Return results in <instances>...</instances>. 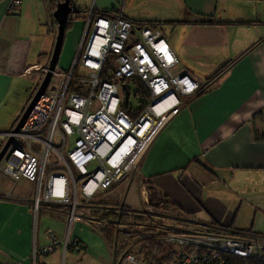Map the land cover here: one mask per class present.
I'll list each match as a JSON object with an SVG mask.
<instances>
[{
    "label": "crops",
    "instance_id": "1",
    "mask_svg": "<svg viewBox=\"0 0 264 264\" xmlns=\"http://www.w3.org/2000/svg\"><path fill=\"white\" fill-rule=\"evenodd\" d=\"M71 1L84 18L66 29L60 68L71 65L83 20L94 8L113 16L122 12L136 25L149 24L160 30L179 67L206 80L208 87L195 97H181L178 111L153 140L137 170L88 201L78 193L83 221L70 226L67 213L71 207L67 203L42 205L36 210L37 184L4 174L13 185L5 189L0 185V263L117 264L116 248L108 243L90 212L94 207L102 208L98 206L101 202L107 203L105 208L142 209L141 187L147 180L169 200L165 217L177 213L174 220L184 226L178 228L182 231L223 227L264 234V0ZM57 4L56 0H24L9 12V0H0L3 140L36 90L35 79L29 78L43 79L42 75L25 76L23 71L31 64H50L58 34L54 18ZM24 17L39 29V40L44 41L33 47L38 55L32 62L23 57L24 44L17 43L28 40L29 35L22 36L18 30ZM56 157L50 156L49 170L63 169ZM30 184L35 185V195L27 191ZM48 228L61 238L80 239L84 249L58 248L49 255L34 254L46 244Z\"/></svg>",
    "mask_w": 264,
    "mask_h": 264
},
{
    "label": "built area",
    "instance_id": "2",
    "mask_svg": "<svg viewBox=\"0 0 264 264\" xmlns=\"http://www.w3.org/2000/svg\"><path fill=\"white\" fill-rule=\"evenodd\" d=\"M23 1L9 0V12ZM95 13L91 8L83 20L69 68L62 69L57 64L45 95L24 125L18 132H13V128L4 133L6 140H13L0 162V172L11 179L24 178L37 184L33 202L36 210L58 202L70 204V226L84 218L82 203L77 200L79 191L88 201L137 170L153 140L178 111L181 97H195L208 87L206 80L179 67L176 54L160 30L147 24L138 26L122 12L114 16ZM78 66L89 77L76 76ZM49 67L31 64L22 74L44 78ZM134 77L139 78L151 96L138 119L122 107L123 80ZM73 81L78 90L70 91ZM52 153L58 156L63 169L49 170ZM95 162L96 167L90 170ZM141 197L145 209L126 211L163 217L169 214L150 204L146 184L141 187ZM118 210L125 209L121 206ZM45 240L46 244L34 254L49 255L58 248L79 252L85 247L80 239L61 238L53 228L46 230ZM165 243L184 249L177 264L264 263V234L223 227L204 232L176 229L167 231ZM117 264L150 263L126 252Z\"/></svg>",
    "mask_w": 264,
    "mask_h": 264
},
{
    "label": "trees",
    "instance_id": "3",
    "mask_svg": "<svg viewBox=\"0 0 264 264\" xmlns=\"http://www.w3.org/2000/svg\"><path fill=\"white\" fill-rule=\"evenodd\" d=\"M56 1L59 3L64 0ZM95 14L113 16L108 12H96ZM83 18L84 15L81 14V12H72L68 17L66 29H70L76 20ZM141 25L146 24H140L138 26ZM75 83L76 81H73L70 91L78 90L75 87ZM123 84H126L130 89L133 102L129 101L127 105L122 104V107L132 118L138 119L147 109L151 96L137 77L126 78L123 80ZM32 96L30 97V100ZM145 184L150 190V204L158 210L168 209L169 200L166 196H162L159 188L150 180H147ZM106 204V202L99 203L98 206H102V208L94 207L90 213L94 219L100 223V228L102 229L108 243L116 248L117 260L123 253H125L127 248H132V243H134V245L142 243V248L136 253L139 258L148 261L150 264H177L179 254L183 249L181 250L180 247L174 249L173 247L167 246L165 243L167 231H159L157 227L152 224L154 218L151 217L150 214L129 212L126 210L119 212L117 209L105 208ZM121 226H124V229L121 231L124 238L119 246L118 235ZM139 227H141V229H138ZM254 264L264 263L254 262Z\"/></svg>",
    "mask_w": 264,
    "mask_h": 264
},
{
    "label": "rangeland",
    "instance_id": "4",
    "mask_svg": "<svg viewBox=\"0 0 264 264\" xmlns=\"http://www.w3.org/2000/svg\"><path fill=\"white\" fill-rule=\"evenodd\" d=\"M55 29L57 30V27ZM18 30L20 31V34L22 36L29 35V36H27L28 40H25V41L18 40L17 43H18V45L19 44H22V43L24 44V51H23L24 56L23 57H25V60L27 62H32V61H34V59L38 55V54L37 55H34V52L32 51V49L35 46V44H37V45L44 44V41L39 40V38L41 36V34L39 33L40 31H39L38 28H36L35 26H33V24L30 22V20L28 18H26V17H24L22 19L21 23L18 26ZM45 31L47 32V27L45 28ZM71 33H72V36L75 37L76 34H77V28L75 27V29L72 30ZM53 35H55V34L50 33V36L51 37ZM167 42H168V40H167ZM74 56H75V51H74ZM74 56H73V58H74ZM73 58H72V60H73ZM60 60L62 62L64 61V59L62 58V55H61ZM75 75L76 76H80V77H89V74L83 68H81V66H78V69H77V72L75 73ZM29 79L30 80L35 79V87L36 86L39 87V84L42 82V79L40 77H38V76L37 77L29 78ZM37 87H36V89H37ZM34 92H36V91H34ZM29 102H27L26 107L28 106ZM130 102H133V97H131ZM57 140H58V138L56 139L55 144L57 143ZM5 142H6V140H3V138H1V136H0V145L1 144H4ZM63 153L66 154V151L63 150ZM55 158H57L56 155L55 154H52L51 155V159H55ZM57 162H60V161H57ZM96 165H97L96 162L93 163L90 166V170H94V168L96 167ZM0 185H2V188L5 189L6 187L13 185V182L7 176H5L4 174H2L0 172ZM79 188H80V184H79ZM27 191H32L34 193V195H35L36 194L35 185H33V184L28 185L27 186ZM140 207L142 209H145V207H146L145 204L143 203V201L141 199H140ZM176 214L173 215V216L171 215L170 218H166V217H163L161 215H159V216H151V217L154 218L153 219L154 221H153L152 224H154L155 227H157V229L159 231H168V230L175 231L178 228L184 227V226H182L180 224V222L174 220V216H176ZM123 229H124V226H121L119 228V230H120V233L118 235V244H119V246L121 245V242H122V240L124 238V235L121 232ZM138 229H141V227H139ZM194 229L195 228L189 227V230L190 231H195ZM263 233H264V230H263ZM134 242H136V241H134ZM166 244H167V246L173 247L174 249H178L179 248V246H177L175 244H169V243H166ZM131 245H133L132 248H127L126 251H125V253L126 252H132V253H135L136 254L142 248V245L143 244L142 243H139V244L134 245V243H132ZM180 249L182 250L183 248L180 247Z\"/></svg>",
    "mask_w": 264,
    "mask_h": 264
},
{
    "label": "water",
    "instance_id": "5",
    "mask_svg": "<svg viewBox=\"0 0 264 264\" xmlns=\"http://www.w3.org/2000/svg\"><path fill=\"white\" fill-rule=\"evenodd\" d=\"M72 12H77V10L73 7L71 0H64L60 1L57 4V8L54 12V18L58 23V34L55 42V47L52 53V57L49 64V71L46 76L43 78L42 82L40 83L39 87L37 88L35 94L33 95L32 99L30 100L28 106L25 108L23 114L21 115L20 119L16 123L13 132H18L20 128L24 125L26 120L31 115L35 105L41 99L43 95H45L46 89L50 83L51 76L53 71L58 64V60L60 57V53L63 46V41L66 32V25L68 21V17ZM123 92H124V104L127 105L129 103L131 92L126 84H123ZM13 137H10L6 140L3 147L0 150V162L6 153L8 147L10 146Z\"/></svg>",
    "mask_w": 264,
    "mask_h": 264
},
{
    "label": "bare ground",
    "instance_id": "6",
    "mask_svg": "<svg viewBox=\"0 0 264 264\" xmlns=\"http://www.w3.org/2000/svg\"><path fill=\"white\" fill-rule=\"evenodd\" d=\"M163 105V104H162ZM162 105L160 107H162Z\"/></svg>",
    "mask_w": 264,
    "mask_h": 264
}]
</instances>
